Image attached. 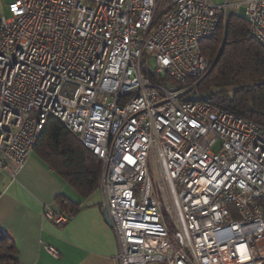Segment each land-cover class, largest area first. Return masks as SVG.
<instances>
[{
    "label": "built area",
    "instance_id": "obj_1",
    "mask_svg": "<svg viewBox=\"0 0 264 264\" xmlns=\"http://www.w3.org/2000/svg\"><path fill=\"white\" fill-rule=\"evenodd\" d=\"M164 3L0 10V172L15 178L56 118L101 163L118 264H264V125L199 89L214 64L201 44L236 9L264 45V0H171L158 18Z\"/></svg>",
    "mask_w": 264,
    "mask_h": 264
},
{
    "label": "crops",
    "instance_id": "obj_2",
    "mask_svg": "<svg viewBox=\"0 0 264 264\" xmlns=\"http://www.w3.org/2000/svg\"><path fill=\"white\" fill-rule=\"evenodd\" d=\"M72 213L62 226L44 218L46 207ZM103 194L96 188L84 196L33 151L12 178L0 172V228L15 240L18 264H118V243L105 215ZM55 247L60 256L46 250Z\"/></svg>",
    "mask_w": 264,
    "mask_h": 264
},
{
    "label": "trees",
    "instance_id": "obj_3",
    "mask_svg": "<svg viewBox=\"0 0 264 264\" xmlns=\"http://www.w3.org/2000/svg\"><path fill=\"white\" fill-rule=\"evenodd\" d=\"M201 51L212 63L219 58L199 84L200 91L216 106L264 125V45L249 35L246 17L231 13L227 28L221 25L204 40ZM34 151L80 194L87 196L98 188L99 159L58 119L48 120ZM56 201L66 213L65 199L58 196ZM18 262L15 240L0 228V264Z\"/></svg>",
    "mask_w": 264,
    "mask_h": 264
},
{
    "label": "rangeland",
    "instance_id": "obj_4",
    "mask_svg": "<svg viewBox=\"0 0 264 264\" xmlns=\"http://www.w3.org/2000/svg\"><path fill=\"white\" fill-rule=\"evenodd\" d=\"M13 1L14 0H0V10H1L2 14L6 15L7 17H10L8 5ZM214 1L217 3H221L224 0H214ZM170 5H171V0H165L164 5L160 8V12H163L164 10L169 8ZM235 13L240 14V15H244L245 14V8L241 7L240 9H236Z\"/></svg>",
    "mask_w": 264,
    "mask_h": 264
},
{
    "label": "water",
    "instance_id": "obj_5",
    "mask_svg": "<svg viewBox=\"0 0 264 264\" xmlns=\"http://www.w3.org/2000/svg\"><path fill=\"white\" fill-rule=\"evenodd\" d=\"M219 55H220V54H219ZM218 58H219V56L217 57V59H216V61L214 62L213 66H214L215 63L217 62ZM104 211H105V215H106V217H107V218L109 219V221H110V218H109V215H108L107 209L105 208Z\"/></svg>",
    "mask_w": 264,
    "mask_h": 264
}]
</instances>
